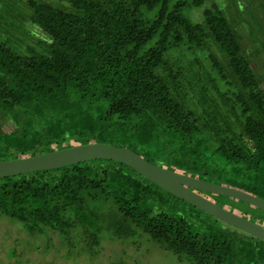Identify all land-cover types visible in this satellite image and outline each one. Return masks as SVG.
Instances as JSON below:
<instances>
[{"label":"trees","instance_id":"1","mask_svg":"<svg viewBox=\"0 0 264 264\" xmlns=\"http://www.w3.org/2000/svg\"><path fill=\"white\" fill-rule=\"evenodd\" d=\"M93 143L264 200V0H0V161ZM150 147L170 166L142 156ZM196 192L264 227V211ZM0 218L72 263L104 264L108 240L264 264V241L108 160L0 177ZM23 252L8 264H29Z\"/></svg>","mask_w":264,"mask_h":264},{"label":"water","instance_id":"2","mask_svg":"<svg viewBox=\"0 0 264 264\" xmlns=\"http://www.w3.org/2000/svg\"><path fill=\"white\" fill-rule=\"evenodd\" d=\"M94 160H108L125 164L164 191L189 205L228 226L264 241V227L218 206L196 191L236 199L262 211H264V200L235 188L208 183L151 164L128 148L93 143L16 161H0V177H12L38 171L62 169Z\"/></svg>","mask_w":264,"mask_h":264},{"label":"rangeland","instance_id":"3","mask_svg":"<svg viewBox=\"0 0 264 264\" xmlns=\"http://www.w3.org/2000/svg\"><path fill=\"white\" fill-rule=\"evenodd\" d=\"M4 15L5 17L9 16L6 13H4ZM187 16L190 17V15ZM198 90L200 91L199 87ZM199 93L201 95V98L204 99L203 93L201 91ZM107 142H111L113 144L121 146L123 145V143H126V140L123 137H117ZM155 146L157 145H152V147ZM143 152L144 153L142 154V156H144L151 162H160L159 164H162V166L164 167L170 166L168 164V161H166L167 159L164 157V155L157 153L154 148L150 147V149H147ZM165 162L166 165L163 164ZM169 168H171L170 170H178V168L175 166H170ZM237 206H240L243 210L247 209L246 205L243 204H238ZM170 209L173 211H177L171 206ZM184 209L185 210H181L179 212L181 214L184 213L185 219L192 222L193 225L197 224L201 226V221H206L207 219L203 215H198V213L194 212L190 208ZM171 210H168V212L170 214H175ZM222 226L223 225H221L220 228L224 230L227 229L226 227ZM31 239L32 238H30L29 235H27L22 229H20L19 226L11 225L7 220L0 218V264H8L9 262H11L8 256L14 249H16L18 253L24 251L23 253L25 254L23 255L24 257L22 258V262L25 260V262L28 261L29 264H84L82 261V256L75 257V260H78L74 263L71 262L74 261L72 259L63 258L62 256L65 253H60V251L57 250L58 246H54L48 249L44 244L46 241L45 237L38 236L35 239H32L33 241ZM52 239L55 245H58V237L56 235H52ZM14 242L17 244H14ZM102 245L104 247V250H102L97 260L102 261V263L104 264H108L111 261H113L115 264L116 262H118L119 264H187L186 262L177 261L173 255L159 249L158 247L152 245L148 246L147 243H143L142 248L139 250H137L132 244L127 245L111 242L108 240L103 241ZM260 247L264 248V244L260 243ZM122 250L126 251V255L128 257H125L123 255Z\"/></svg>","mask_w":264,"mask_h":264}]
</instances>
